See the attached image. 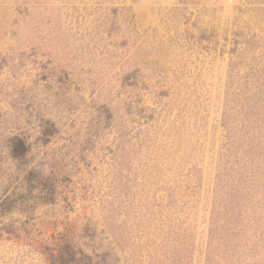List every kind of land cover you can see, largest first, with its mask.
<instances>
[{"label":"rangeland","instance_id":"rangeland-1","mask_svg":"<svg viewBox=\"0 0 264 264\" xmlns=\"http://www.w3.org/2000/svg\"><path fill=\"white\" fill-rule=\"evenodd\" d=\"M263 78L264 0H0V264H264Z\"/></svg>","mask_w":264,"mask_h":264},{"label":"trees","instance_id":"trees-1","mask_svg":"<svg viewBox=\"0 0 264 264\" xmlns=\"http://www.w3.org/2000/svg\"><path fill=\"white\" fill-rule=\"evenodd\" d=\"M248 77V76H246ZM258 78V77H257ZM255 80V79H254ZM256 79L255 81H250L248 84H251L250 87L246 86L247 88L243 91L242 94L236 93L233 97L229 99V102L232 103L230 109L233 110L235 117L242 116L247 122L246 126H248L247 134H249L250 130L258 129L259 132L262 130V126L264 125V78L262 79L263 82L261 85L258 83ZM242 92V91H241ZM233 117V118H235ZM251 121V122H250ZM245 126V125H244ZM228 139H230L229 145L230 147L234 148L235 139H233L232 135H228ZM156 148L159 147L155 146ZM171 148V146H170ZM169 148H162L160 154H155L152 161V169L151 172H158L161 171L162 166V157L165 155L170 154ZM174 152V151H173ZM176 152V151H175ZM231 156V154H229ZM253 154L250 153V159L252 164V159H254ZM241 162V160H240ZM234 163H239V158H237V152H234ZM234 172V170L232 171ZM253 172V171H252ZM255 173V172H254ZM254 175V174H253ZM256 177V176H255ZM246 175L241 173L240 171H235V174H230L225 179L219 178V187L221 190V206L216 213L215 221L223 220L224 223H220V231L223 230V235L233 234L238 230H242L239 227V223L242 221L243 214H247V203L248 200L242 201L239 196L243 195V189H250L253 192H257L258 184L256 183V179L253 180V177L250 183L246 184L247 179ZM255 190V191H254ZM264 199V197H263ZM222 213V214H221ZM231 224V225H229ZM232 232V233H231ZM183 236V235H182ZM223 238L225 240H223ZM184 244H186L185 237L183 236ZM232 240H226L225 237L219 238L218 242L223 245L224 248L231 244Z\"/></svg>","mask_w":264,"mask_h":264}]
</instances>
